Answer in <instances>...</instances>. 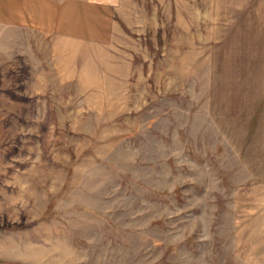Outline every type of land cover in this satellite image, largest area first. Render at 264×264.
Instances as JSON below:
<instances>
[{
    "label": "rangeland",
    "instance_id": "1",
    "mask_svg": "<svg viewBox=\"0 0 264 264\" xmlns=\"http://www.w3.org/2000/svg\"><path fill=\"white\" fill-rule=\"evenodd\" d=\"M0 264H264V0H0Z\"/></svg>",
    "mask_w": 264,
    "mask_h": 264
},
{
    "label": "crops",
    "instance_id": "2",
    "mask_svg": "<svg viewBox=\"0 0 264 264\" xmlns=\"http://www.w3.org/2000/svg\"><path fill=\"white\" fill-rule=\"evenodd\" d=\"M49 16H50V14H49Z\"/></svg>",
    "mask_w": 264,
    "mask_h": 264
}]
</instances>
